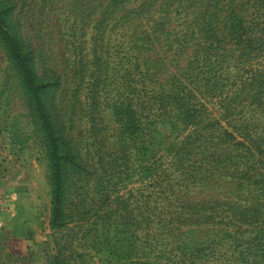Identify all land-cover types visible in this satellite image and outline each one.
I'll list each match as a JSON object with an SVG mask.
<instances>
[{"label": "trees", "instance_id": "16d2710c", "mask_svg": "<svg viewBox=\"0 0 264 264\" xmlns=\"http://www.w3.org/2000/svg\"><path fill=\"white\" fill-rule=\"evenodd\" d=\"M89 5L96 68L105 32L117 28L122 38L126 94L113 103L121 129L111 145L94 134V142L84 140L92 151L82 154L83 140L63 122L73 106L59 108L56 100L65 78L38 70L14 4L0 0V43L48 160L52 245L45 264H80L71 221L103 229L113 264H264V0ZM134 183V192L127 189ZM72 187L79 192L71 212ZM208 226L216 232L189 236Z\"/></svg>", "mask_w": 264, "mask_h": 264}, {"label": "rangeland", "instance_id": "374dc122", "mask_svg": "<svg viewBox=\"0 0 264 264\" xmlns=\"http://www.w3.org/2000/svg\"><path fill=\"white\" fill-rule=\"evenodd\" d=\"M11 2L23 43L37 49L38 70H54L65 78L56 100L59 108L62 104L73 106L63 114V122L73 125L74 136L83 140L79 145L82 154L92 151L84 147V140L94 142V134L102 137L103 145H111L113 134L121 129L114 116L113 103L116 101L119 105L126 94L122 38L117 28L111 33L105 32L99 68H96L98 62L92 48L94 19L87 17L89 0ZM90 91L96 94L92 96ZM30 106L17 69L0 43V218H4L3 225L21 208L26 209V243L21 240L0 243V264H45L44 249L52 245L48 160ZM87 179L90 184L93 182L92 177ZM84 181L77 182V189ZM126 187L134 192L137 183ZM78 192L73 187L70 189L68 209L71 212L77 204ZM69 226L74 234L69 241L80 264H113L104 249V233L99 235L103 231L100 226L98 233L84 226L77 227L75 221ZM87 231H90L87 238L79 240ZM214 232V227H199L190 230L189 236L204 238Z\"/></svg>", "mask_w": 264, "mask_h": 264}, {"label": "crops", "instance_id": "0c3cea01", "mask_svg": "<svg viewBox=\"0 0 264 264\" xmlns=\"http://www.w3.org/2000/svg\"><path fill=\"white\" fill-rule=\"evenodd\" d=\"M4 218H0V243L21 240L26 243V209L21 208L4 226ZM3 227V228H2Z\"/></svg>", "mask_w": 264, "mask_h": 264}]
</instances>
